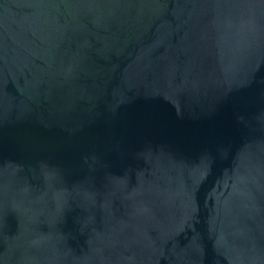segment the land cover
<instances>
[{
  "label": "water",
  "instance_id": "obj_1",
  "mask_svg": "<svg viewBox=\"0 0 264 264\" xmlns=\"http://www.w3.org/2000/svg\"><path fill=\"white\" fill-rule=\"evenodd\" d=\"M0 264H264V0H0Z\"/></svg>",
  "mask_w": 264,
  "mask_h": 264
}]
</instances>
